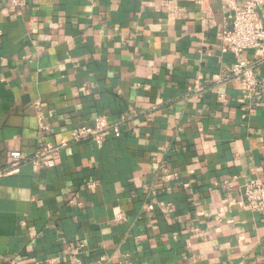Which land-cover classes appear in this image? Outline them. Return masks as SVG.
Instances as JSON below:
<instances>
[{"label": "crops", "instance_id": "crops-1", "mask_svg": "<svg viewBox=\"0 0 264 264\" xmlns=\"http://www.w3.org/2000/svg\"><path fill=\"white\" fill-rule=\"evenodd\" d=\"M205 7L27 0L18 14L0 0V264H264V212L239 202L264 180V107L224 79L231 20ZM101 115L120 132L71 141ZM63 140L53 165L4 173L10 152Z\"/></svg>", "mask_w": 264, "mask_h": 264}, {"label": "built area", "instance_id": "built-area-1", "mask_svg": "<svg viewBox=\"0 0 264 264\" xmlns=\"http://www.w3.org/2000/svg\"><path fill=\"white\" fill-rule=\"evenodd\" d=\"M7 1L18 14H21L27 0ZM196 1L204 16L207 15L208 10L205 6L211 0ZM218 1L222 10L227 12V16L231 20L230 25L225 26L221 32V50L233 53L236 58L231 71L224 76V79L235 80L239 84L243 101L247 106L250 108L264 107V77L259 76L256 72V62L258 61L251 62L246 57L249 50H255L258 52L260 60L264 61V18L260 14L264 0ZM170 10L172 19L181 18L185 14L183 8H178L176 5L170 6ZM200 89L197 88V90ZM124 121L125 119L110 120L104 115L97 116L92 124L74 128L71 131V141L91 140L101 146L110 133L120 132ZM68 143L65 140L58 144L45 142L31 157L24 156L20 151H12L8 154V167L4 173L11 174L18 171L21 163L26 160L35 165H53L54 156ZM223 183L229 184L231 180L226 179ZM239 195V202L244 208L254 212H264V180L262 178H247L239 186ZM124 219L123 213L117 214V221Z\"/></svg>", "mask_w": 264, "mask_h": 264}]
</instances>
